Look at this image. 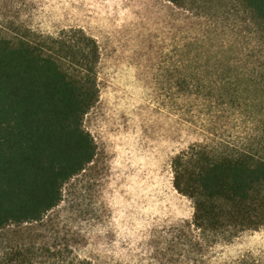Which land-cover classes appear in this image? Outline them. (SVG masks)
<instances>
[{
  "label": "rangeland",
  "instance_id": "374dc122",
  "mask_svg": "<svg viewBox=\"0 0 264 264\" xmlns=\"http://www.w3.org/2000/svg\"><path fill=\"white\" fill-rule=\"evenodd\" d=\"M69 28L99 48L95 156L42 221L68 248H3L0 231V264H264V226L181 248L193 205L171 171L192 144L264 154V24L241 0H0V38Z\"/></svg>",
  "mask_w": 264,
  "mask_h": 264
},
{
  "label": "trees",
  "instance_id": "16d2710c",
  "mask_svg": "<svg viewBox=\"0 0 264 264\" xmlns=\"http://www.w3.org/2000/svg\"><path fill=\"white\" fill-rule=\"evenodd\" d=\"M241 1L264 24V0ZM98 60L96 40L80 28L0 38L3 248H68L53 242L58 234L50 236L52 228L42 221L62 201L64 185L95 156L83 118L98 99ZM258 68L264 83V55ZM171 171L174 190L193 205L188 228L178 229L181 248L200 253L216 241L264 226V154L192 144L174 156ZM33 224L45 230L38 232Z\"/></svg>",
  "mask_w": 264,
  "mask_h": 264
}]
</instances>
